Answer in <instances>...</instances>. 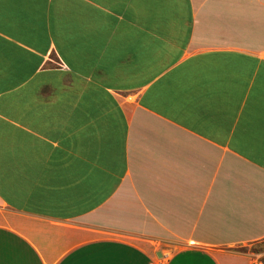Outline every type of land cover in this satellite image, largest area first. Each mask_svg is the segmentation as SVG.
<instances>
[{"label":"crops","instance_id":"obj_1","mask_svg":"<svg viewBox=\"0 0 264 264\" xmlns=\"http://www.w3.org/2000/svg\"><path fill=\"white\" fill-rule=\"evenodd\" d=\"M264 0H0V264H264Z\"/></svg>","mask_w":264,"mask_h":264},{"label":"rangeland","instance_id":"obj_2","mask_svg":"<svg viewBox=\"0 0 264 264\" xmlns=\"http://www.w3.org/2000/svg\"><path fill=\"white\" fill-rule=\"evenodd\" d=\"M254 249L256 250V251H263L264 252V242L263 243H261V244H258V246H256V248L254 247Z\"/></svg>","mask_w":264,"mask_h":264}]
</instances>
